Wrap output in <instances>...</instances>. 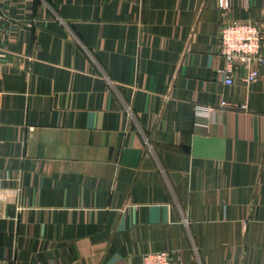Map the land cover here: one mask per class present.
<instances>
[{
    "label": "crops",
    "instance_id": "1",
    "mask_svg": "<svg viewBox=\"0 0 264 264\" xmlns=\"http://www.w3.org/2000/svg\"><path fill=\"white\" fill-rule=\"evenodd\" d=\"M225 18L264 41V0L0 1V260L264 264V64L225 84Z\"/></svg>",
    "mask_w": 264,
    "mask_h": 264
},
{
    "label": "built area",
    "instance_id": "2",
    "mask_svg": "<svg viewBox=\"0 0 264 264\" xmlns=\"http://www.w3.org/2000/svg\"><path fill=\"white\" fill-rule=\"evenodd\" d=\"M1 1V0H0ZM222 9H229L230 0H220ZM217 56L225 64L217 69L224 75L225 84L233 85L241 78L245 86L251 85L261 75L264 64V41L262 27L251 20L225 18L221 24ZM226 100L217 104L196 103L195 114L212 120L215 113L222 109L235 108ZM238 108L246 109L247 104ZM0 264H9L0 260ZM143 264H174L168 251H153L143 256Z\"/></svg>",
    "mask_w": 264,
    "mask_h": 264
}]
</instances>
